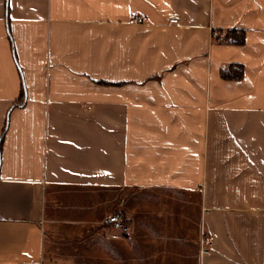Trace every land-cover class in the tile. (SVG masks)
<instances>
[{"label": "crops", "instance_id": "obj_1", "mask_svg": "<svg viewBox=\"0 0 264 264\" xmlns=\"http://www.w3.org/2000/svg\"><path fill=\"white\" fill-rule=\"evenodd\" d=\"M24 263L264 264V0H0V264Z\"/></svg>", "mask_w": 264, "mask_h": 264}, {"label": "trees", "instance_id": "obj_2", "mask_svg": "<svg viewBox=\"0 0 264 264\" xmlns=\"http://www.w3.org/2000/svg\"><path fill=\"white\" fill-rule=\"evenodd\" d=\"M218 42H225L240 45L244 42L243 30L237 28L220 29L214 36ZM242 66L231 64L223 68L220 72L224 79H238L242 76Z\"/></svg>", "mask_w": 264, "mask_h": 264}, {"label": "built area", "instance_id": "obj_3", "mask_svg": "<svg viewBox=\"0 0 264 264\" xmlns=\"http://www.w3.org/2000/svg\"><path fill=\"white\" fill-rule=\"evenodd\" d=\"M176 19H171L169 22L170 23H176ZM142 22V18L139 13H134L133 16L129 20V24H138ZM109 222L112 224L114 228L117 229H123L125 230V227L123 225L122 219L117 216L113 215L109 217ZM210 248H211V240L210 237L202 232L200 238H199V253L200 256H204L210 253ZM24 264H29V263H24ZM35 264V263H34Z\"/></svg>", "mask_w": 264, "mask_h": 264}, {"label": "rangeland", "instance_id": "obj_4", "mask_svg": "<svg viewBox=\"0 0 264 264\" xmlns=\"http://www.w3.org/2000/svg\"><path fill=\"white\" fill-rule=\"evenodd\" d=\"M201 234H202V231L200 232V236H201ZM200 236H199V238H200ZM199 238H198V247H199Z\"/></svg>", "mask_w": 264, "mask_h": 264}]
</instances>
